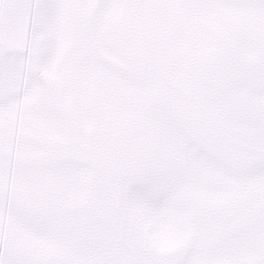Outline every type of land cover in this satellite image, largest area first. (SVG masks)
<instances>
[{
	"label": "snow or ice",
	"instance_id": "snow-or-ice-1",
	"mask_svg": "<svg viewBox=\"0 0 264 264\" xmlns=\"http://www.w3.org/2000/svg\"><path fill=\"white\" fill-rule=\"evenodd\" d=\"M0 264H264V0H0Z\"/></svg>",
	"mask_w": 264,
	"mask_h": 264
}]
</instances>
